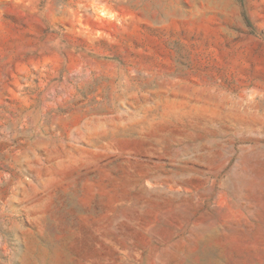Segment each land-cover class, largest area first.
<instances>
[{
  "label": "rangeland",
  "instance_id": "rangeland-1",
  "mask_svg": "<svg viewBox=\"0 0 264 264\" xmlns=\"http://www.w3.org/2000/svg\"><path fill=\"white\" fill-rule=\"evenodd\" d=\"M0 264H264V0H0Z\"/></svg>",
  "mask_w": 264,
  "mask_h": 264
}]
</instances>
